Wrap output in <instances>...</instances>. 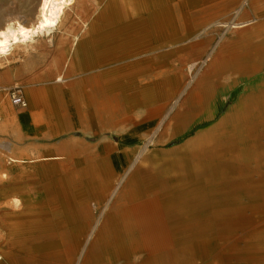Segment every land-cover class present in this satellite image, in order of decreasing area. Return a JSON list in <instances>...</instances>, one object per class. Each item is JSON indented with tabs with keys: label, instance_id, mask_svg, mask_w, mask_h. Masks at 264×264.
Listing matches in <instances>:
<instances>
[{
	"label": "bare ground",
	"instance_id": "bare-ground-1",
	"mask_svg": "<svg viewBox=\"0 0 264 264\" xmlns=\"http://www.w3.org/2000/svg\"><path fill=\"white\" fill-rule=\"evenodd\" d=\"M218 1L92 2L84 22L86 36L78 41L77 52L91 59L94 46L142 43L154 54L146 59L140 82L138 62H130L108 74L87 77L82 85L75 81L71 89L93 91L85 103L101 121H113L126 99L140 104L144 127L124 131L113 125L112 129L127 142H144L145 152L150 145L157 148L181 140L167 149H155L150 156L136 153L126 168L129 172H111L105 157L75 161L62 155L8 156L7 164L48 160L36 165V174L40 185L46 178V187L54 190L45 202L52 205L56 218H62L20 225L18 233L28 229L30 234L15 237V242L28 252L17 248L8 253L11 263L264 264V0L239 1L233 20H218L219 14L203 12ZM74 2L40 0L31 24L9 20L0 28V59L16 46L27 50L36 38L50 35ZM178 44L182 46L175 48ZM206 52V58H200ZM122 55L115 52L113 58L120 60ZM175 55L178 63L193 59L175 67L168 62ZM135 82L139 93H134ZM107 89L115 90L109 98ZM62 94L56 85L29 92L30 102L41 106L31 113L36 121L45 124L40 120L53 118L57 122L44 136L66 131ZM219 94H230L231 102L217 118ZM76 103L80 120L73 121L71 128L79 122L82 131L90 133L88 112ZM106 111L109 118H104ZM28 115H11L2 129L12 127L19 137L31 129ZM128 119L135 121L133 115ZM71 142L58 152L69 150ZM113 161L115 167L116 156ZM76 168L81 172H70ZM6 177L2 173L1 178ZM61 186L66 195L57 191ZM68 195L75 203L72 208L65 204ZM12 203L23 204L19 199Z\"/></svg>",
	"mask_w": 264,
	"mask_h": 264
},
{
	"label": "rangeland",
	"instance_id": "rangeland-1",
	"mask_svg": "<svg viewBox=\"0 0 264 264\" xmlns=\"http://www.w3.org/2000/svg\"><path fill=\"white\" fill-rule=\"evenodd\" d=\"M93 1L94 0H75L73 5L65 8V12L61 17L58 26L50 35L36 38V40L27 47V50L22 48V46H16L7 58L0 59V89L18 85L22 90L25 101L27 102L26 107L14 106L8 99H4V102L1 104L3 119L0 122V264H13L9 261L7 254H10L12 251L16 252L15 249L17 248L20 253L25 254L28 252V249L24 247H17V243L15 242V237L30 234L28 229H22L21 233H18L17 229L20 225L26 224L31 227L32 223L35 222H53L62 220V218H56L53 215L52 205L49 207L45 202L54 190L50 192V188L48 189L46 187V178L43 179V184L40 185L38 182L39 176L36 174V165L41 162L46 163L48 160L7 164L8 156H17L14 150L17 148L20 149L22 145L33 140L42 139L54 141L66 136L72 139L71 144L73 146L69 150L62 151V153L57 151L49 156L42 154L34 155L32 153L26 154V156L30 158H37L62 155L64 158L72 157L75 161H79L85 157H105L108 162V166L109 164L111 165V172H129V170L126 171V168L128 167V163H130L134 158L135 154L139 152L142 153L143 151L145 152L144 142L139 140L127 142L112 129L113 125L117 128L122 127L124 131L134 126L144 127L145 124L140 121L143 115L141 106L126 105L124 109L116 113V117L113 121L110 119L101 121L95 114L92 113V111H90L92 110L91 106L85 103L87 95L92 92L90 88H81L82 91L78 92V96L69 95L70 93L74 94L76 91L71 89V84L77 80L76 77L80 75L83 77H90V75H86V73L80 74L79 71H76V69L72 70L73 67L75 68V66L80 64H82L84 69L90 67L85 65V59H76L75 52L78 51V49L67 47L71 46L75 36L77 37L75 42L86 36L87 26L84 22L91 14L90 12L93 7ZM239 1L241 0H219L216 2L214 7L203 12L207 14H219L218 20L225 18L233 20L235 17L233 9ZM39 2L40 0H0V28L12 19H17L25 25H29L34 22ZM213 26L215 27V25ZM220 33H224V30L220 31ZM194 40L196 39H193V41ZM217 40L218 37H216L214 44ZM180 46H182V44L176 45L175 48H179ZM99 51L103 50L100 49ZM152 54H154L152 50H149V48L146 49V58L151 57ZM206 54L207 52L200 58L205 59ZM192 59V57H186L178 63V57L175 55L171 56L168 59V62L175 67H177V64L186 66ZM132 60L133 57L124 62H131ZM26 61L31 64L30 68L33 71L31 78H29V82L18 78V74L16 72L17 68L21 64L27 63ZM124 62L117 61L113 64V66H119ZM105 67L106 66L104 65L102 69L104 70ZM35 70L37 73H34ZM101 74L104 73L101 72ZM59 77H63L64 81H55V79ZM47 85H56L60 90L63 88V90H67L68 92L65 111L68 124L62 120V128L66 131L56 136H44L46 132L53 131V128L50 126L56 124L57 122L53 118H50L46 119V121L40 120L41 123L46 122L45 124H40L39 121H36L37 117L31 114L28 115L31 129H27V131L23 130L19 137L15 136L12 127L2 129V123L6 120V118H10L11 115L14 117L20 116L24 112H27L31 107L29 92L38 87ZM230 97V94H219L217 96V101L221 104L217 118H219L229 106L231 102ZM76 101L80 103L79 106L82 105L81 108H84L88 112L87 115L89 116V121L86 124L88 132L90 133H84L81 128L82 126H79V122L78 125H74V127L71 128L73 121L75 122L76 120H80L78 119V104ZM130 115L135 117L136 122H131L128 119ZM109 117L110 113L106 111L104 118ZM41 125L44 128L41 127ZM180 140L181 138L174 140L167 145L158 146L157 148L150 145L145 153L147 156H150L155 149H167L171 145L173 146L180 142ZM84 145L86 147L85 151H83ZM103 146L105 149H103ZM106 146H110V148H112L106 149ZM114 156L117 157V163L115 162L117 167H114ZM77 163L78 162L75 164L77 165ZM70 172L81 171L76 168L74 170L72 169ZM2 173H5L7 177L2 179ZM61 178L62 174L61 176L56 177V182H58V179ZM56 189L57 191H61L62 196L66 195V190L62 186L59 188L57 187ZM75 195L80 196V191L76 192ZM13 199H19V201L21 200L23 204L19 206L17 204L13 205ZM95 201V199L91 201V206L94 209V215H97L95 210L96 206L93 204ZM65 204L72 208L75 203L68 195ZM47 207L50 209H47ZM22 226L24 227V225ZM33 231L31 232V235L34 233ZM87 241L88 237L85 238L80 248L76 263L78 262Z\"/></svg>",
	"mask_w": 264,
	"mask_h": 264
},
{
	"label": "crops",
	"instance_id": "crops-1",
	"mask_svg": "<svg viewBox=\"0 0 264 264\" xmlns=\"http://www.w3.org/2000/svg\"><path fill=\"white\" fill-rule=\"evenodd\" d=\"M78 44H79L78 41L74 42V43L72 42L71 46L67 47V48L79 49L80 46ZM91 48H92V50L94 49V52L91 54L92 55L91 59H88L89 58L88 56L82 55L77 51L75 52L76 59H78V60L85 59V61H86L85 65L89 66L90 68L84 69L82 64H80V65L75 66V68L73 67L72 70L76 69V71H79L80 74L86 73V75H90V77L98 76L99 73L101 74V72H103L104 74H108L109 72H111V70H113L115 68V66H113V64L115 62H117V61H123L124 62L127 59L133 57V60L131 62H138L137 63L138 65L136 66L137 67V69H136V80L138 82H140V80L144 76V72H145V68H144L145 65L144 64H145V61L147 59L146 58V49H147L146 44L133 43V44L122 45V46L101 45V46H94ZM100 49L103 51H99ZM115 52L117 54L122 53L123 59L115 61L113 58L115 55ZM26 59H28V58H26ZM101 63H104V64H101ZM127 63H130V62L129 61L124 62L123 64H121L119 66L125 65ZM104 65L106 67L103 70L102 68L104 67ZM119 66H116V67H119ZM30 67H31V64H29L28 62L21 64L17 68V71H16L18 74V78H20L26 82H29V78H31V75L33 73V71L31 70ZM34 73H37L36 70L34 71ZM87 77H83L82 75H80V76L76 77V79H77L76 81L78 82V84L82 85V83L84 82V80ZM138 82H135L134 89H133V90H135L134 93H139L140 89L138 88L139 87ZM79 91H82V89L76 90L75 93H77V94H75V96H78ZM114 91L115 90L111 91V89H107V92L105 94L106 97L109 98L108 95H111ZM62 93H63L62 94V109L64 108L63 105H65V111H66V102H67V95H68L67 93L68 92H67V90H63V88H62ZM97 94H96L95 98L98 97ZM69 95L73 96L74 94L70 93ZM29 100H30V98H29ZM125 101H126V103L124 104L125 106L126 105H132V104L128 103V101H129L128 99H126ZM136 106H141V105L137 104ZM39 107H41V106H38L34 103H31V107L28 109L27 112H24V113H30L31 114L34 110L39 109ZM142 111H143V108H142ZM41 127H43V126L41 125ZM70 141H72V139H70V137H66V136L64 138L62 137L61 139L54 140V141L37 139V140H33V141H30V142L22 145V147L20 149L17 148L14 151L17 155H21V154L26 155V154L32 153L34 155L35 154H37V155L42 154V155H48L49 156L50 154L57 152L58 149L61 148L64 143H68ZM59 153H62V151H60ZM48 156H45V157H48Z\"/></svg>",
	"mask_w": 264,
	"mask_h": 264
},
{
	"label": "built area",
	"instance_id": "built-area-1",
	"mask_svg": "<svg viewBox=\"0 0 264 264\" xmlns=\"http://www.w3.org/2000/svg\"><path fill=\"white\" fill-rule=\"evenodd\" d=\"M4 99H8L14 106L26 107L27 102L25 101L22 90L18 85H14L8 88L0 89V122L3 119V112L1 109V104Z\"/></svg>",
	"mask_w": 264,
	"mask_h": 264
}]
</instances>
